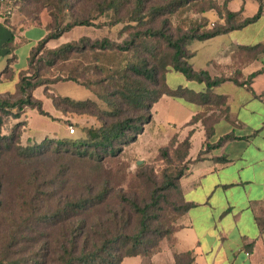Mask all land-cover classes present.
Masks as SVG:
<instances>
[{
    "label": "trees",
    "instance_id": "1",
    "mask_svg": "<svg viewBox=\"0 0 264 264\" xmlns=\"http://www.w3.org/2000/svg\"><path fill=\"white\" fill-rule=\"evenodd\" d=\"M73 1L60 0L59 4L62 6L54 8L52 13L54 22L47 24V34L31 49L28 67L19 72L15 91L0 94V163L13 154V165L16 168L20 169V165L25 164L30 166L28 175L15 178L18 190L15 196L20 199L18 204L8 199L4 192L7 182L4 176L0 175V245L3 246L0 248V264H121L125 257H152L162 250L159 242L165 237L173 250L172 264H196L193 250L176 249V228L171 232H162L161 227L153 225L157 218L151 214V209L159 208L165 191L171 188L177 190L181 196V214L193 206V203L185 200L181 186V178L189 168L188 163L170 173L165 171L162 186L154 191L151 203L144 205H139L125 194L115 196L110 179L103 180L104 184L98 188L89 183L81 184L77 188L78 194L65 197L64 190L68 189V185L63 174L57 171L49 179L45 168L40 164L38 166V163L50 152L61 154L63 151H70V145L71 154L79 159L94 156L102 159L107 154L117 153L123 144L136 139L137 133L145 123L152 121L151 109L165 94L185 102L218 109L210 114L208 110L199 111L188 123L193 125L201 122L206 134L204 148L195 160L205 158L214 148L233 138L232 134H227L216 143L211 141L215 134V124L229 110L226 96L214 94L213 88L234 78L212 77L206 69H196L191 62L195 52L189 48L187 40H206L254 22L262 14L263 1L258 0L259 10L255 15L239 20L240 12L230 10L228 0L222 3L215 0H170L167 4H151L152 0H102L98 3L96 16L79 15L64 24L67 17L65 10ZM129 3L133 4V10L128 19H125L120 13ZM191 3L203 4L201 13L215 10L223 21H217L214 27H207L202 31L201 28L187 29L176 38L165 28L169 16L162 20L163 25L160 27L153 25L154 19L158 20L164 12L171 14ZM28 4L27 0L0 2L6 13L13 5L21 8ZM106 16L110 17L108 24L105 21L96 25L95 20ZM126 22L122 32L132 30L121 41L113 40L109 36H82L77 41H68L57 47L48 46L50 40L60 38L75 26L108 25L111 29ZM12 32L13 35L6 41L5 46H11V50H14L27 40L19 36L20 39L15 42L16 30L13 29ZM158 39L164 40L170 48L168 53L161 56ZM250 48L258 54L264 50V44ZM74 57L89 58L94 64L90 62L91 66L84 67L80 75L72 68L65 76L64 69L59 66ZM14 60V56L8 59L2 73L12 75L11 64ZM42 62L60 69L56 79L51 81L43 78ZM171 68L183 73L187 79L205 83V89L196 92L183 85L171 88L167 82V72ZM89 73L94 74L96 78L89 76ZM256 74L257 72L251 74L248 81ZM59 80H72L83 84L97 94L109 108L104 113L109 119H103L100 127H85V136L77 139L51 137L36 141L31 137L24 138L29 128L27 112L30 108H36L40 114L51 116L50 112L44 109L43 101L34 95L38 87H44L45 95L52 99L53 104L63 114L69 111L66 104L70 109L82 113L88 112L92 107L97 108L89 98L74 99L51 91L49 84ZM235 81L241 85L246 84ZM96 86H100L102 91ZM247 88L252 90L249 85ZM194 131L195 128L189 130L183 142L186 149L181 155V160L184 159L185 162L190 160L191 137ZM129 133L134 135L128 138ZM113 197L121 198L134 212L132 214L138 216L137 231H127L130 226V221L125 217L127 209L122 203L113 205ZM16 221L20 223L15 229L3 233L7 228L14 226ZM23 244L28 247L21 248Z\"/></svg>",
    "mask_w": 264,
    "mask_h": 264
},
{
    "label": "rangeland",
    "instance_id": "2",
    "mask_svg": "<svg viewBox=\"0 0 264 264\" xmlns=\"http://www.w3.org/2000/svg\"><path fill=\"white\" fill-rule=\"evenodd\" d=\"M27 1L29 4L26 7L22 6L19 8L18 6L13 5L11 10L7 13L1 9L0 20L8 21L6 22L7 24L12 23L13 21V25H16V29L18 30H16L17 36L20 35V31L33 23L52 24L54 22L52 15L54 8L62 6V4H59L60 0ZM101 1L102 0H74L67 10H65L67 17L64 24L70 22L73 17L79 15L96 16L99 8L98 3ZM169 1L170 0H152L151 4H167ZM215 1L222 3L223 0H221V2L219 0ZM202 6L203 4L196 5L191 3L178 8L171 14H166L164 12L158 17V20L154 19L153 25L160 27L163 25L162 20L169 16V22L165 28L166 31L171 33L175 38L183 31L190 28H193L194 30L201 28L200 30L202 31L207 27H214L219 19L211 20L205 16V13H201L200 8ZM132 10L133 4L129 3L121 9L120 15L125 19H128ZM109 20V16L99 17L95 20V23L96 25H99V23L106 21L108 24V22H110ZM0 24L7 29L4 22H1ZM125 24H127V22L119 23L118 25L111 27V29L108 25L102 27L83 25L75 26L70 31L65 32L60 38L51 40L48 46L57 47L68 41H77L82 36H89L91 38L109 36L113 40L121 41L124 37H127L129 31L132 30L127 29L125 32H122V27ZM253 32L255 31L250 27L237 33L245 35V38H253L252 35H249V33ZM34 35V32H31L29 37L35 38ZM187 41L189 47L198 52V56L195 60L196 65L201 64L205 58L211 56L217 57V62L222 63L225 57L223 55L226 51H239V46L233 44L228 36H224V38L220 37L210 42L197 39H188ZM33 43L34 40L19 49L21 57L25 56L27 49ZM157 43L160 56L169 52L170 48L167 47L164 40L158 39ZM143 53L146 54L145 52ZM8 56H10V53L0 54V72L6 66V57ZM90 62L94 64L93 60L89 58L74 57L69 61L62 62L59 68L64 69L63 72L65 76L72 68L76 71L77 75H80V72H82L84 67L91 66ZM262 62H264V59L257 62L256 65L260 67L263 65ZM36 64L38 66H41L42 64V74L43 78L46 80L52 81L56 79L60 73L59 68L45 65L43 62L41 64ZM222 64L225 65V62ZM89 76L96 78V76L91 73H89ZM167 82L171 88H176L179 84H185L186 76L171 68L167 72ZM202 85L203 84L200 82L193 81L190 86L191 88L199 89ZM49 87L54 93L63 96H70L74 99L89 98L95 103L97 108L92 107L88 112L82 113L73 110L72 108L70 109V106L66 104L69 111L63 114L53 104L52 99L45 95L44 87H38L34 91V95L43 101L44 109L50 112L51 116L40 114L36 108H30L27 112L29 128L24 134V138L31 137L36 141H42L51 137L57 139H62L64 137L77 139L80 136H85V127L97 128L103 124V119L105 121L109 119L106 114L104 115L105 111L109 110L107 104L83 84H78L72 80H59L49 84ZM96 87L102 91L100 86ZM246 91V88L239 87L233 82L225 83L218 88V92L220 93L231 94L232 107L233 110L236 111L239 110L241 102L247 100L245 94L247 93ZM173 99L174 98L166 97L160 100L158 104L156 103L151 109V113L153 114L152 121L145 123L140 132L137 133L136 139L132 142L129 141L126 144H123L120 150L115 154H107L106 156H103L102 159H97L96 156L79 159L71 154L72 146L70 145V151H63L61 154L55 152L46 154L41 162L38 163V166L40 164L45 168V174L49 179L53 177L57 171H60L61 174H63L66 179V184L68 185V189L64 190V196L68 195V197H71L78 194L79 191L77 188L81 184L86 185L89 183L98 188L104 184L103 180L110 179V186L115 192V196L125 194L127 197L136 201L139 205L151 203L154 191L162 186L165 171L170 173L173 169L182 165L185 166L187 163L188 166H190V163L192 162L191 159L188 162H185L186 160L184 159L181 160V155L186 149L183 142L189 132L188 128L190 126H177V124L168 123L167 121L170 116V110L171 108L173 109L171 104ZM253 103L257 105L255 107H257L258 110L264 112V102L262 98L255 100ZM253 103L251 106L254 105ZM205 110H210V107L206 105ZM186 111V109L177 108L172 111L174 114V117L172 118L179 123L183 122L187 113ZM243 115L249 116L250 112L243 110ZM70 125L75 127L76 130L74 133H70ZM132 135H134V133H129L128 138ZM198 144L199 141L196 139L195 146H198ZM13 163L12 154L8 159H5L0 163V175L4 176L7 182V187L4 192L8 196V199L13 203L15 202L18 204L20 199L15 196L18 191L15 178H22L25 174L28 175L30 172V166L29 164L20 165L19 169L16 168ZM32 165L36 166L37 164ZM65 199L66 198H63V200ZM112 202L113 205H117L118 203L125 205L124 207L127 209L125 217L126 220L130 221V226L127 231H137L139 223L138 216L132 214L134 212H132L128 205L122 202L121 198L113 197ZM181 204V196L177 190L174 188L166 190L161 198L159 208L151 209L152 216L157 218V221L153 225L161 227L162 232H171L177 228L179 226V220L183 215L181 214L182 210L180 209ZM18 223H20V221H16L14 226L12 225L7 228L3 233L15 229ZM167 242L168 240L165 237L159 242V244L163 247V244ZM2 247L3 246L0 245V248ZM27 247V244L21 246V248L24 249Z\"/></svg>",
    "mask_w": 264,
    "mask_h": 264
},
{
    "label": "crops",
    "instance_id": "3",
    "mask_svg": "<svg viewBox=\"0 0 264 264\" xmlns=\"http://www.w3.org/2000/svg\"><path fill=\"white\" fill-rule=\"evenodd\" d=\"M262 1V14L254 22L228 33L201 40L210 42L228 36L233 44L239 46V51L228 50L224 53L225 65L223 62L218 63L217 57L212 56L196 65L198 52L191 48L195 52L191 62L196 69L204 68L212 77L234 78L213 88L214 94L226 96L229 110L215 124V134L211 141L216 143L227 134H232L233 138L214 148L205 158L195 160L200 150L204 148L206 134L201 122L193 125L188 123L196 113L205 110L206 105L185 102L166 94L160 98V100L166 97L174 98L168 123L190 126L188 131L195 128L189 152V159L192 162L181 178L184 198L187 202L193 203V206L180 218L174 239L177 250L194 251L196 264H264V112L258 110L255 107L257 105L253 103L259 98L264 102V62L260 67L256 65L264 59V50L257 54V51L250 48L264 44V0ZM228 8L240 12L238 19L243 20L258 12L259 1L228 0ZM205 16L211 20L223 21L214 10L205 12ZM1 22L4 21L0 20ZM4 24L7 29L0 24V54L10 53V56L6 57L7 64L9 58L14 56L15 60L11 64L13 68L11 76L2 73L7 64L0 72V94L15 91L20 70L28 67L31 49L48 32L47 23H33L20 31L19 36L25 37L27 42L11 50L12 47L5 46V43L13 35V29L17 30V27L13 25V21L11 25L6 22ZM250 27L255 31L249 33L253 38H245V35L237 33ZM31 32H34L35 38L29 37ZM19 36L15 33V42L20 39ZM32 40L34 43L27 49L25 56L21 57L19 49ZM256 72L252 80L248 81L249 76ZM235 80L246 84L241 85ZM193 81L196 80L186 77L185 84L179 85L187 86L196 92L205 89L203 82H200L203 84L201 88H191ZM229 82L247 90L245 93L247 100L241 102L238 111L233 110L231 94L218 92L221 85ZM248 85L252 90L247 88ZM177 108L187 110L185 120L180 123L172 118L174 117L172 111ZM213 110L218 111L217 107H214L208 110L209 114ZM243 110L249 111L250 115H243ZM196 139L199 141L198 146H195ZM173 262V250L165 243L162 250L152 257L143 255L125 257L121 264Z\"/></svg>",
    "mask_w": 264,
    "mask_h": 264
},
{
    "label": "built area",
    "instance_id": "4",
    "mask_svg": "<svg viewBox=\"0 0 264 264\" xmlns=\"http://www.w3.org/2000/svg\"><path fill=\"white\" fill-rule=\"evenodd\" d=\"M3 1H5V0H0V2H3ZM1 9H3L2 8V6H0V14H1V12H2V10ZM70 127V133H74L75 132V127L74 126H72V125H70L69 126Z\"/></svg>",
    "mask_w": 264,
    "mask_h": 264
}]
</instances>
